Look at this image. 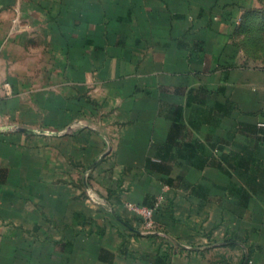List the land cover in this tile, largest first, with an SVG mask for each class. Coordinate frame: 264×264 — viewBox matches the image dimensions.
Listing matches in <instances>:
<instances>
[{"label": "crops", "instance_id": "0c3cea01", "mask_svg": "<svg viewBox=\"0 0 264 264\" xmlns=\"http://www.w3.org/2000/svg\"><path fill=\"white\" fill-rule=\"evenodd\" d=\"M258 30L259 0H0V264H264Z\"/></svg>", "mask_w": 264, "mask_h": 264}, {"label": "built area", "instance_id": "2783aa9c", "mask_svg": "<svg viewBox=\"0 0 264 264\" xmlns=\"http://www.w3.org/2000/svg\"><path fill=\"white\" fill-rule=\"evenodd\" d=\"M11 87L8 82L0 83V91H4L5 94H9ZM127 207L138 218L139 229L142 233H156L157 224L154 218V208L148 207L139 203L129 202Z\"/></svg>", "mask_w": 264, "mask_h": 264}, {"label": "rangeland", "instance_id": "374dc122", "mask_svg": "<svg viewBox=\"0 0 264 264\" xmlns=\"http://www.w3.org/2000/svg\"><path fill=\"white\" fill-rule=\"evenodd\" d=\"M261 6L264 7V0H259ZM255 52L264 56V30H258L255 34ZM218 260L225 264H241L240 259H237L236 255H222L221 251L217 253Z\"/></svg>", "mask_w": 264, "mask_h": 264}]
</instances>
